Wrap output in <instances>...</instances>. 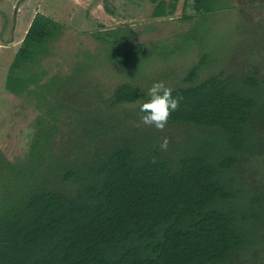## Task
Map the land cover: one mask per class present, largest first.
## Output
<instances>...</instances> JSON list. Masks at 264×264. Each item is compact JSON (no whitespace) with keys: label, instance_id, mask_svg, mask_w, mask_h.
Returning a JSON list of instances; mask_svg holds the SVG:
<instances>
[{"label":"trees","instance_id":"16d2710c","mask_svg":"<svg viewBox=\"0 0 264 264\" xmlns=\"http://www.w3.org/2000/svg\"><path fill=\"white\" fill-rule=\"evenodd\" d=\"M229 1L251 7L242 62L202 77L203 53L168 85L180 106L163 131L140 122L149 97L131 81L105 108L73 107L84 72L49 71L63 24L34 14L5 88L40 114L22 154L0 147V264H264V0ZM112 41L129 60L131 35Z\"/></svg>","mask_w":264,"mask_h":264},{"label":"rangeland","instance_id":"374dc122","mask_svg":"<svg viewBox=\"0 0 264 264\" xmlns=\"http://www.w3.org/2000/svg\"><path fill=\"white\" fill-rule=\"evenodd\" d=\"M156 2L157 8L149 0H0L1 149L11 158L22 154L40 114L35 97L13 96L5 88L11 58L35 10L63 24L61 33L48 44V68L56 74L84 72L87 86L82 85V92L71 96L70 103L73 107L80 103L87 114L107 106L120 82L131 81L147 91L157 81L167 86L180 83L208 51L202 77L210 69L242 62V33L248 27L240 29L237 23L246 17L236 16L250 11L247 1L217 0L210 4V11H195L191 0ZM253 28L259 30L256 25ZM132 30L134 34L129 33ZM130 35L134 47L129 60L118 54L112 57V40Z\"/></svg>","mask_w":264,"mask_h":264},{"label":"clouds","instance_id":"9594fccd","mask_svg":"<svg viewBox=\"0 0 264 264\" xmlns=\"http://www.w3.org/2000/svg\"><path fill=\"white\" fill-rule=\"evenodd\" d=\"M173 89L168 87L163 81L154 82L148 89V99L139 104L140 122L149 127H154L163 131L169 117L180 106V98L172 95ZM168 138L165 137L160 142V149L166 151Z\"/></svg>","mask_w":264,"mask_h":264},{"label":"crops","instance_id":"0c3cea01","mask_svg":"<svg viewBox=\"0 0 264 264\" xmlns=\"http://www.w3.org/2000/svg\"><path fill=\"white\" fill-rule=\"evenodd\" d=\"M149 1H150V0H149ZM150 3H151V2H150ZM36 12H37V10H35V11L32 12V14L30 15V17L28 18V22H27L26 25L29 26L31 19H32V17L34 16V14H35ZM44 13H45V12H44ZM28 26L24 29V33L26 32ZM10 39H11V38H9V41H10ZM8 47H11V46L9 45Z\"/></svg>","mask_w":264,"mask_h":264}]
</instances>
